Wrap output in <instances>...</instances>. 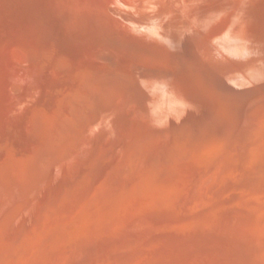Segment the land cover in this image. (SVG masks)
Returning a JSON list of instances; mask_svg holds the SVG:
<instances>
[{
  "label": "bare ground",
  "instance_id": "obj_1",
  "mask_svg": "<svg viewBox=\"0 0 264 264\" xmlns=\"http://www.w3.org/2000/svg\"><path fill=\"white\" fill-rule=\"evenodd\" d=\"M0 73V264H264V0H0Z\"/></svg>",
  "mask_w": 264,
  "mask_h": 264
},
{
  "label": "rangeland",
  "instance_id": "obj_2",
  "mask_svg": "<svg viewBox=\"0 0 264 264\" xmlns=\"http://www.w3.org/2000/svg\"><path fill=\"white\" fill-rule=\"evenodd\" d=\"M93 34V33H92ZM87 36H89V34H86ZM2 77H3V75L0 73V82H1V80H2Z\"/></svg>",
  "mask_w": 264,
  "mask_h": 264
}]
</instances>
